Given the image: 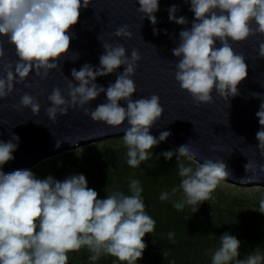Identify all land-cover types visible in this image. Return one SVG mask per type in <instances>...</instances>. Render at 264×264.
Returning <instances> with one entry per match:
<instances>
[{
    "label": "clouds",
    "instance_id": "obj_1",
    "mask_svg": "<svg viewBox=\"0 0 264 264\" xmlns=\"http://www.w3.org/2000/svg\"><path fill=\"white\" fill-rule=\"evenodd\" d=\"M138 3L137 11L153 25L157 24L154 14L159 10L158 0H138ZM89 5L90 0L82 3L81 0H0V37H7L18 57L14 65L5 63V51L0 42V65L5 73L0 75V99L16 91L15 85L24 83L33 71L43 80L50 70L61 67L60 60L69 52L74 36L71 29L79 22L81 8L87 9ZM190 5L194 13L191 28L180 31L179 43L172 49V55L179 58L175 64V80L197 106L214 103L215 90L229 107L228 98L239 95L238 85L248 76L245 56L235 52L230 41L244 42L257 33L264 35V0H190ZM177 10L176 5L168 9L169 21L188 24L186 17H176ZM113 35L132 37L126 24ZM97 38L101 41L100 36ZM102 47L105 51L99 57V68L85 63L80 70H71L78 86L65 76L67 98L60 87L53 88L46 114L56 123L58 114L67 115L69 108L79 107L91 120L108 126L118 128L127 121L130 127L123 136L127 164L136 168L150 158L154 146L171 134L161 132L159 140L149 134L164 108L156 94L132 99L136 92L132 77L141 59L138 49L133 48L129 56L123 44L102 42ZM258 56L264 58V42L259 43ZM122 65L124 71L117 74L115 83L107 88L95 83L97 77L112 74ZM101 93L106 94L105 103L94 109L85 107ZM251 95L260 98V93ZM122 100L126 107L119 103ZM13 108H30L34 115L40 112L39 102L28 92ZM256 116L261 125L256 139L264 156V102ZM13 141L18 142L19 137L13 135L7 142L0 141V166L14 159L12 154L18 143ZM161 155L166 160H171L173 155L177 158L182 178L180 189L184 195L182 201L173 204L178 211L187 204L194 206L195 213L196 206L210 199L220 181L230 175L222 159L205 160L195 170L185 166L180 157L195 156L187 145ZM245 169L255 172L256 166L248 161ZM259 170L264 173V164L259 165ZM129 189L131 195L113 191L100 199L98 193L88 187L83 174L61 181L52 176L38 179L30 170L8 174L0 171V264H68V253L84 246L92 253L89 257L92 261L105 254L117 258L121 264H136L147 246L144 237L155 230L156 222L145 211L140 182L132 180ZM176 191L174 188L173 194ZM159 198L167 200L169 194L162 193ZM259 212L264 214V199L260 201ZM168 236L172 239L174 234ZM240 243L235 236L224 233L220 247L212 255V264H264L259 248L246 259H238Z\"/></svg>",
    "mask_w": 264,
    "mask_h": 264
},
{
    "label": "water",
    "instance_id": "obj_2",
    "mask_svg": "<svg viewBox=\"0 0 264 264\" xmlns=\"http://www.w3.org/2000/svg\"><path fill=\"white\" fill-rule=\"evenodd\" d=\"M158 2L159 10L154 14L158 23L155 25L137 11L138 0H90L87 9L81 8L79 22L71 29L74 36L70 41V50L60 60L61 67L50 70L43 80L33 71L24 83L15 85L16 91L0 99V141L7 142L13 135L19 137L18 142L13 141L18 143L12 154L14 159L0 166V171L8 174L25 168L29 170L42 162L52 161L60 152L80 145L123 138L125 130L130 127L127 121L118 128L108 126L91 120L90 115H85L79 107L69 108L67 115L58 114L56 123L46 114V109L51 106L48 96L53 88L60 87L67 98L65 76L73 80L71 70H80L85 63L91 64L94 69L99 68V57L105 51L102 42H108L123 44L129 56L133 48L140 52L141 59L132 77L136 84L132 99L156 94L164 108L162 117L150 128V135L159 140L161 132L168 131L171 134L165 141L176 148L187 145L199 163L222 159L230 173L224 180L233 187H242L246 183L248 189L259 186L264 190V173L259 170V165L264 164V156L260 154L256 139V133L261 128L256 113L264 102V58L258 56L259 43L264 42V35L257 33L244 42L230 41L235 52L245 56L248 65V76L238 85L239 95L228 98L230 106L227 107L225 98L219 97L215 90L212 93L214 103L197 106L175 80V64L179 58L172 55V49L179 43L180 31L190 29L194 20L190 0ZM172 5L177 6L176 17H186L188 24L169 21L168 9ZM125 24L132 37L114 36L116 29ZM0 42L5 51L4 62L14 65L18 59L14 46L8 43L7 37H0ZM216 46H220L218 41ZM123 71L122 65L112 74L97 77L95 83L107 88ZM4 74L0 65V75ZM73 83L78 86V82L73 80ZM25 92L35 96L39 102L38 115H34L30 108H13ZM253 92L260 93V98L253 97ZM106 100V94L101 93L85 107L94 109ZM119 103L126 107L125 101ZM190 121L195 125V131ZM248 161L256 166L255 172L251 169L246 171Z\"/></svg>",
    "mask_w": 264,
    "mask_h": 264
},
{
    "label": "rangeland",
    "instance_id": "obj_3",
    "mask_svg": "<svg viewBox=\"0 0 264 264\" xmlns=\"http://www.w3.org/2000/svg\"><path fill=\"white\" fill-rule=\"evenodd\" d=\"M177 149L170 142L164 140L154 146L150 152V158L158 163L163 177L149 185L146 192L150 193L153 198L167 192L169 198L161 201L157 197V200L151 201L153 198L150 197L151 199L145 204L146 213L155 220L156 224L155 230L144 237L148 240L150 252L142 255L136 264H212V255L218 249L220 237L224 233L235 236L241 242L242 255H239L238 259H246L257 248H259L260 254L264 255V214L259 212L260 201L264 199V190L259 186L248 189L246 183H243L242 187H233L227 181L221 180L211 193L210 199L196 206L195 213L192 211L194 206L186 204L181 210L184 215H180L179 224L173 226V218L177 217L179 212L173 207V204L184 198L182 189H180L182 178L179 175L176 155H173L171 160H166L161 154L165 151L175 152ZM127 159V148L123 138L104 139L60 152L52 161L42 162L29 170L38 179L52 176L61 181L72 175L83 174L89 188L96 192L106 189L110 193L119 188L124 178L137 174L139 166L130 167L127 164ZM180 160L185 166H191L193 170L200 164L194 158L180 157ZM97 163L104 165L99 175L87 171ZM120 178L122 181L119 180ZM165 178L170 181V184L163 180ZM135 180L139 181V178ZM174 188L177 189L175 194L172 192ZM200 228L206 234L194 246L196 245L199 249L206 247L207 254L203 257L189 256L190 260L187 263L172 262V253L179 241L192 242L198 238L196 231ZM190 230L193 233L189 232ZM169 233L174 234L172 239H169ZM157 251H160L162 255L153 254ZM90 255L92 253L86 246L81 247L79 251H70L68 264L102 263L100 258L96 261L90 260ZM116 262L121 264L117 258Z\"/></svg>",
    "mask_w": 264,
    "mask_h": 264
},
{
    "label": "trees",
    "instance_id": "obj_4",
    "mask_svg": "<svg viewBox=\"0 0 264 264\" xmlns=\"http://www.w3.org/2000/svg\"><path fill=\"white\" fill-rule=\"evenodd\" d=\"M104 164V163H103ZM102 167H104V165L102 166L101 164H96L94 166L91 167V169L89 168V170L87 169V171L89 172H94L96 174L99 175V172H101ZM92 170V171H91ZM141 174H143L142 176H140ZM122 175H120L121 177ZM135 176V178H134ZM161 177H163V173L161 172L160 167L158 166V163H156L153 159L149 158L148 160L141 162L139 168L137 169V174H132L131 176L129 175V177L124 178L123 183L119 186V188L115 189V191H120L122 192L124 195H131L130 189H129V185L130 182L132 180H135L136 178H139V182H140V186L142 187L143 191L141 193L142 199L144 204H146L148 202L149 199H151L150 197H152L150 195V193L146 192V189L148 188L149 185L155 183L156 181H158ZM122 178V177H121ZM121 178L119 180H121ZM163 180H166V183L169 182L168 184H170V181H167L168 179L165 178ZM122 181V180H121ZM166 185V184H165ZM146 186V187H145ZM113 191H111L109 193V191H107L106 189L100 190L98 193V198L100 199H104L107 197L108 194H111ZM157 197H160L157 196ZM157 197H152V200H157ZM160 199V198H159ZM155 202V201H154ZM184 212L179 210V212L177 213V217L173 218V226L175 227L176 224H179V220L181 217L180 215H184ZM204 230L197 229V233H198V238H196L195 240H193L190 243H187L186 241H182L180 240L178 245H176V248L174 249V252L172 253V262H176L177 263H187L190 259L189 256L191 257H203L207 254V250L206 247H203V249H199L198 247H196V245L194 246V244H198L197 241H199V239L201 237H203L206 233H203ZM189 232L193 233L192 230H190ZM144 242L147 245L145 250L143 251L142 255H146L147 253L150 252V247L148 245V240L146 238H144ZM220 247V245H219ZM218 247V248H219ZM156 256L157 255H162V253L160 251H157L156 253H153ZM239 255H242V249L239 248ZM207 257V256H206ZM100 262H102L101 264H117L116 262V258L111 256V255H104L100 257Z\"/></svg>",
    "mask_w": 264,
    "mask_h": 264
}]
</instances>
